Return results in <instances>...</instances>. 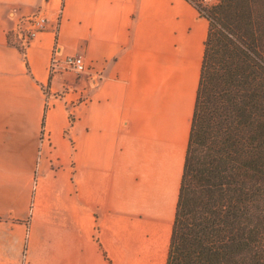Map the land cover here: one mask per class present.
<instances>
[{"label":"crops","instance_id":"obj_1","mask_svg":"<svg viewBox=\"0 0 264 264\" xmlns=\"http://www.w3.org/2000/svg\"><path fill=\"white\" fill-rule=\"evenodd\" d=\"M208 28L193 0H0V264L35 218L50 264H166Z\"/></svg>","mask_w":264,"mask_h":264},{"label":"trees","instance_id":"obj_2","mask_svg":"<svg viewBox=\"0 0 264 264\" xmlns=\"http://www.w3.org/2000/svg\"><path fill=\"white\" fill-rule=\"evenodd\" d=\"M199 8L209 28L166 264H264V0Z\"/></svg>","mask_w":264,"mask_h":264},{"label":"rangeland","instance_id":"obj_3","mask_svg":"<svg viewBox=\"0 0 264 264\" xmlns=\"http://www.w3.org/2000/svg\"><path fill=\"white\" fill-rule=\"evenodd\" d=\"M193 1L196 2L197 5L201 6L204 5L206 2L215 3L217 0H193ZM16 43L21 47V44L17 39H16ZM46 182H47L45 183L46 186H50L51 184H53L54 187L64 186L57 174L55 175L54 180H48ZM42 184L44 183H41L40 187L44 186ZM37 220H38L37 218L33 220L32 222L34 223L33 228L29 229L28 227H25L23 225L24 229L18 230L16 233L17 235L16 249H15V254H13L14 257L16 258L15 259L16 264H50V260L46 261L45 256H43V254H45L47 258L49 249L52 250L53 247L52 244H49L52 240L45 231H42L45 229H39V227L36 226V224L38 223ZM0 262L2 261L0 260ZM10 262H12V260Z\"/></svg>","mask_w":264,"mask_h":264},{"label":"built area","instance_id":"obj_4","mask_svg":"<svg viewBox=\"0 0 264 264\" xmlns=\"http://www.w3.org/2000/svg\"><path fill=\"white\" fill-rule=\"evenodd\" d=\"M47 16L41 12L37 11L27 17H25L14 30L16 39L21 44V47L25 48L28 46L30 41L41 31H43L47 26ZM24 25V26H21ZM89 70L87 60L84 55H69L63 59H57L53 55L49 71L53 75L59 71L65 73H76L84 74ZM71 116V115H70ZM42 140H47L50 142V135L45 130L42 133Z\"/></svg>","mask_w":264,"mask_h":264}]
</instances>
